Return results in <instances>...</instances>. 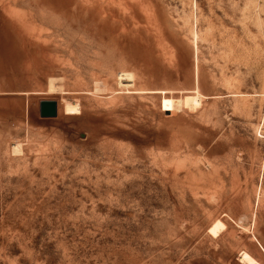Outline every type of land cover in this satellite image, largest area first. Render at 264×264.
Masks as SVG:
<instances>
[{"label":"rangeland","instance_id":"1","mask_svg":"<svg viewBox=\"0 0 264 264\" xmlns=\"http://www.w3.org/2000/svg\"><path fill=\"white\" fill-rule=\"evenodd\" d=\"M0 264H264V0H0Z\"/></svg>","mask_w":264,"mask_h":264},{"label":"water","instance_id":"2","mask_svg":"<svg viewBox=\"0 0 264 264\" xmlns=\"http://www.w3.org/2000/svg\"><path fill=\"white\" fill-rule=\"evenodd\" d=\"M58 115V104L56 101H42L40 103V116L44 119L55 118Z\"/></svg>","mask_w":264,"mask_h":264},{"label":"bare ground","instance_id":"3","mask_svg":"<svg viewBox=\"0 0 264 264\" xmlns=\"http://www.w3.org/2000/svg\"><path fill=\"white\" fill-rule=\"evenodd\" d=\"M187 98V102H190V103H194V104H197L198 102H201V99H200V101H199V99L198 98H196V97H193V96H187L186 97ZM185 98V99H186ZM200 98V97H199ZM187 104V103H186ZM192 105V104H191ZM190 105V106H191ZM189 106V105H188ZM221 227H224V225L221 223V222H218L213 228H212V233L214 234L215 233V235H217L216 234V230L217 229H219L220 228V230L222 229ZM218 231V230H217ZM219 232V231H218Z\"/></svg>","mask_w":264,"mask_h":264}]
</instances>
